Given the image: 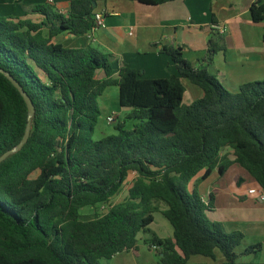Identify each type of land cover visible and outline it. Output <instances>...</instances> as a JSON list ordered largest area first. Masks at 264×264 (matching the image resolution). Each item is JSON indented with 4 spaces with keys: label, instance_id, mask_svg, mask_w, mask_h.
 Returning <instances> with one entry per match:
<instances>
[{
    "label": "trees",
    "instance_id": "obj_1",
    "mask_svg": "<svg viewBox=\"0 0 264 264\" xmlns=\"http://www.w3.org/2000/svg\"><path fill=\"white\" fill-rule=\"evenodd\" d=\"M98 1L73 0L66 15L50 4L29 8L25 17L40 16V22L0 17V70L35 107L28 143L0 164V264H103L136 251L140 234L160 249V264H191L195 256L216 261L217 253L222 264H245L237 253L244 233H227L212 222V204L186 186L204 171L207 180L238 164L264 191V81L238 93L227 90L211 71L225 50L220 34L210 38L202 68L189 63L181 47L168 45L160 52L179 76L146 80L123 67L113 79L110 56L56 41L91 31ZM132 1L161 6L178 0ZM251 13L264 24L261 0ZM100 70L104 80L96 79ZM182 80L200 88L202 98L186 103ZM110 87L119 89L120 106L130 113L116 123L117 135L96 140L98 100ZM28 122L23 96L0 72V158L20 145ZM132 172L137 178L127 199L99 214L98 206L116 197ZM86 208L96 212L83 214ZM159 212L173 227V239L150 229ZM262 250L257 244L244 255Z\"/></svg>",
    "mask_w": 264,
    "mask_h": 264
},
{
    "label": "crops",
    "instance_id": "obj_2",
    "mask_svg": "<svg viewBox=\"0 0 264 264\" xmlns=\"http://www.w3.org/2000/svg\"><path fill=\"white\" fill-rule=\"evenodd\" d=\"M72 1L11 2H16L20 7L21 16L18 18L40 22V16L25 17L26 11L39 4H50L59 13L66 15ZM255 2L256 0H178L161 6H146L132 0H99L94 13L103 14L105 23L94 33L93 39L88 34L73 38L66 33L58 36L56 41L68 49L92 48L110 56L113 62V79L119 78L120 69L130 67L140 73L142 79L162 80L179 76L172 59L160 52L162 47H181L184 58L196 68H202L208 42L213 35L220 34L218 30L222 28L225 30V50L215 57L211 71L227 89L238 93L245 84L264 81V24L253 20L251 8ZM261 2L264 4V0ZM105 78L103 70L96 73V79ZM182 82L186 88V103H194L202 98L200 88L187 80ZM102 100L101 106L107 117L116 113L117 119L124 120L130 113L129 109L121 108L117 87L108 88ZM231 159L234 158L231 156ZM132 174L137 176L135 172ZM204 174L205 171L200 173L192 180V184L206 204H212V209L208 212L209 219L221 224L227 233H244L245 240L237 250L239 262L264 264V202L260 201L259 196L249 194L251 190L260 193V185L238 164L232 165L224 176L216 170L207 180H203ZM214 174L219 177L207 185L204 192L203 186ZM231 177L232 181H228ZM158 216H163L165 221L162 219L158 222ZM150 229L162 240L173 239V227L161 212L155 214V221ZM149 239L148 234H140L136 251L122 252L111 260L102 261L103 264H160V249L147 244ZM257 244L263 245V250L258 255H244L249 247ZM216 256V261L195 256L190 259V263L222 264V255L217 253Z\"/></svg>",
    "mask_w": 264,
    "mask_h": 264
},
{
    "label": "rangeland",
    "instance_id": "obj_3",
    "mask_svg": "<svg viewBox=\"0 0 264 264\" xmlns=\"http://www.w3.org/2000/svg\"><path fill=\"white\" fill-rule=\"evenodd\" d=\"M12 0H0V17H20L21 16V11H20V7L19 5L14 2H11ZM228 91H230L231 93H233L230 89H227ZM99 106H100V110H101V116L99 118V122L97 125V128L95 130V134H94V138L96 140H101L105 137L108 136H113V135H117V132L115 130V125L118 122L123 121L122 119H117L115 123L113 124H109L108 122V117L106 116L105 112H104V108L103 106H101V104L103 103L102 97L99 98L98 100ZM128 128H132V124L128 123ZM215 175V176H214ZM212 175V177L208 180V182L205 183L204 187V192L205 189H207V185H210L214 180H216L218 177L216 176V174ZM137 178L136 175H133L132 173L130 174L128 181L125 183V185L123 186L121 192L112 199V202L115 204H120L122 202H124L128 195H129V189L132 186V184L134 183V180ZM232 181V177L229 178L228 181ZM203 182V181H202ZM229 183V182H226ZM192 188H196L193 186L192 182H190L187 186H186V190L187 192L190 194L192 192ZM226 193V192H224ZM224 196V195H223ZM96 212V210L90 209V208H86L82 211L83 214L86 215H92ZM164 219L163 216H158L157 217V221L159 222L160 220ZM165 221V219H164ZM150 237V235H148ZM103 263V262H102Z\"/></svg>",
    "mask_w": 264,
    "mask_h": 264
},
{
    "label": "water",
    "instance_id": "obj_4",
    "mask_svg": "<svg viewBox=\"0 0 264 264\" xmlns=\"http://www.w3.org/2000/svg\"><path fill=\"white\" fill-rule=\"evenodd\" d=\"M0 72H2L11 81V83L14 85V87L19 90V92L23 96V98H24V100L28 106V109H29V122H28V126L26 129V133H25V137H24L23 141L16 148L10 150L9 152L4 154L0 158V164H1L4 161H6L9 157L19 153L24 148V146L28 143V141L30 139V135H31V130H32V119L35 115V107L31 101V99L29 98V96L24 92L23 88L20 86V84L10 74H8L2 70H0Z\"/></svg>",
    "mask_w": 264,
    "mask_h": 264
},
{
    "label": "built area",
    "instance_id": "obj_5",
    "mask_svg": "<svg viewBox=\"0 0 264 264\" xmlns=\"http://www.w3.org/2000/svg\"><path fill=\"white\" fill-rule=\"evenodd\" d=\"M104 23H105V16L103 14H95V27L89 31L87 34H88V37L90 39H93V35L94 33H96L97 31H99L103 26H104ZM218 32L221 34V35H224L225 34V30L222 29V28H219ZM133 34V31H131L130 35ZM117 115L116 113H113L112 115H110L108 117V122L109 124H113L116 122L117 120ZM249 194L250 195H256V196H259V199L261 202H264V191L261 190L260 193H258L257 190H251L249 191ZM204 201V200H203ZM205 202V201H204ZM206 203V202H205ZM116 204H114L112 202V200L108 203H105V204H101L98 206V213L99 214H106L113 206H115Z\"/></svg>",
    "mask_w": 264,
    "mask_h": 264
}]
</instances>
